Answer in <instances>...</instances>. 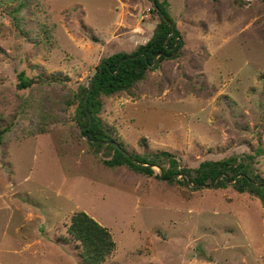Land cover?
I'll list each match as a JSON object with an SVG mask.
<instances>
[{"label": "rangeland", "instance_id": "1", "mask_svg": "<svg viewBox=\"0 0 264 264\" xmlns=\"http://www.w3.org/2000/svg\"><path fill=\"white\" fill-rule=\"evenodd\" d=\"M166 1L180 53L102 95V123L129 153L165 150L187 167L250 153L264 177V0ZM156 22L151 0H0V264H84L67 232L76 211L115 241L101 264H264L256 196L106 166L65 103ZM42 111L55 116L30 133Z\"/></svg>", "mask_w": 264, "mask_h": 264}, {"label": "trees", "instance_id": "2", "mask_svg": "<svg viewBox=\"0 0 264 264\" xmlns=\"http://www.w3.org/2000/svg\"><path fill=\"white\" fill-rule=\"evenodd\" d=\"M167 6L166 0H155V4L152 3V11L157 16V22L146 42L137 45L131 52L119 51L101 59L93 75L94 80L86 108L84 97L88 85H79L70 99L66 97L65 103L74 105L73 120L80 129L86 127L81 135L87 136V142L96 151L105 149L104 152L109 157L102 159V162L106 166H125L146 175H152L153 166H158L162 170V178L168 179L179 174V178L169 181H176L182 185H188L191 182L194 185L192 189H199L204 185L214 183L216 187L225 186L227 180L232 182V187L236 191L249 192L256 196L264 206V177L253 170L254 154L246 153L239 159L238 155L219 160L207 159L201 161L196 167L182 166L173 153L165 150L143 154L129 153L122 142L117 139L112 128L105 126L99 117L102 95L108 96L120 91H130L134 84L144 79L148 69H154L162 60L174 58L180 53V51L176 53L174 51L182 45V36L170 17ZM22 7L23 3L14 7L12 12L14 19L16 12ZM172 28L173 32L169 36ZM92 39L97 41L95 37ZM154 60H156L155 64ZM58 75H53L56 76L53 77V81L63 82L67 78L62 79ZM18 78V88L30 86L31 81L24 76L23 72L19 73ZM88 114L91 117L89 125ZM54 116L52 112L42 111L39 114V123H35L36 126L30 133L46 130L47 121H51ZM8 130L7 127L0 130V140L4 138ZM220 175L221 178L216 182ZM67 232L79 245L84 264H101L115 249V241L110 231L85 211H76L71 215Z\"/></svg>", "mask_w": 264, "mask_h": 264}, {"label": "water", "instance_id": "3", "mask_svg": "<svg viewBox=\"0 0 264 264\" xmlns=\"http://www.w3.org/2000/svg\"><path fill=\"white\" fill-rule=\"evenodd\" d=\"M151 1H152L153 4H155V0H151ZM168 23H169L170 25H172L171 22H168ZM172 32H173V28H172V30H171L169 36L171 35ZM177 50H178V49H176V50L174 51V53H176ZM155 63H156V60H154V64H155ZM100 69H101V66H100L99 70H100ZM93 80H94V76L91 77V79H90V81H89V83H88V89H87L86 95H85V97H84V106H85V108L87 107V100H88V96H89L90 91H91V88H92ZM88 117H89V123H88V125H89V124L91 123V117H90L89 114H88ZM84 128H86V127H84ZM84 128H81V129H80V132H82ZM84 137L87 139V136H86V135H84ZM124 152L126 153V151H124ZM161 174H162V173H161ZM161 174H160V176H161ZM175 176H176V175H174V176H172V177H170V178H173V177H175ZM170 178H169V179H170ZM219 179H220V176L217 177L216 182H217ZM190 183H191V182H190ZM204 186H208V185H204Z\"/></svg>", "mask_w": 264, "mask_h": 264}]
</instances>
